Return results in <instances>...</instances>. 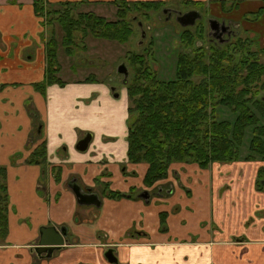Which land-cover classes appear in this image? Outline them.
<instances>
[{
    "label": "crops",
    "instance_id": "crops-1",
    "mask_svg": "<svg viewBox=\"0 0 264 264\" xmlns=\"http://www.w3.org/2000/svg\"><path fill=\"white\" fill-rule=\"evenodd\" d=\"M60 1L85 0H47ZM87 1L84 7L114 0ZM33 3L0 0V166L7 169L11 205L8 235L0 241V264H115L105 257L108 248L114 249L118 264H264V229L254 221L246 224L255 209H264V193L254 188L256 177L253 191L241 197L243 211L238 217L223 207L224 197L212 195L206 169L195 164L173 163L168 177L155 184L169 183L173 194L168 197L152 195L146 201L100 195L97 178L122 192L132 187L151 192L155 187L144 185L147 164L128 161V126L126 133L109 130L118 107L123 109L121 121L128 118L127 89L120 87L123 97L116 101L114 91L104 84L109 82L94 73L87 77L97 81L65 75L61 76L65 86L51 84L45 92L38 90L35 84L44 78L47 41ZM17 95L25 103L18 111ZM25 109L39 112L37 120L27 118ZM88 133L89 147L79 151L75 146ZM42 141L47 143V164L27 163ZM53 169H60V180ZM177 175L189 194L179 189ZM70 183L92 187L101 206L78 204ZM161 212L168 214L165 232L160 230ZM48 225H66L71 243L43 257L34 249L40 228ZM131 230L135 232L130 234Z\"/></svg>",
    "mask_w": 264,
    "mask_h": 264
},
{
    "label": "trees",
    "instance_id": "trees-1",
    "mask_svg": "<svg viewBox=\"0 0 264 264\" xmlns=\"http://www.w3.org/2000/svg\"><path fill=\"white\" fill-rule=\"evenodd\" d=\"M83 3L89 1L51 4L47 0H34L35 13L42 18L45 29L43 36L47 26L52 27L45 43L44 78L35 84L42 92L51 84L66 83L59 75V50L73 55L89 35L124 44L134 34L133 21L137 15L143 13L149 18V13L161 10L170 2L110 1L116 5L114 19L93 10L79 11L77 8ZM186 3L199 6L204 2L186 0ZM263 12L264 6H261L244 18L254 22ZM202 25L197 32L188 29L191 26L184 27L174 78H161L152 69L149 49L142 54L130 53L128 57L133 77L126 82L127 157L130 163L147 164L143 182L148 188L166 179L173 163H196L202 169L215 162L264 163V47L256 48L253 37H241L237 33L233 39H210ZM57 27L63 33L61 39L56 36ZM200 38L205 39V44ZM84 81H97V78L89 76ZM27 163L47 164L45 141L37 145ZM53 170L55 179L60 180V169ZM96 184L102 188L101 195L111 199H135L142 191L136 187L128 192L114 190L100 178ZM255 188L264 192V164L257 170ZM8 211L7 169L0 166V241L8 235ZM167 216V212L160 213L163 232L167 230ZM134 232L131 230L130 234Z\"/></svg>",
    "mask_w": 264,
    "mask_h": 264
},
{
    "label": "rangeland",
    "instance_id": "rangeland-1",
    "mask_svg": "<svg viewBox=\"0 0 264 264\" xmlns=\"http://www.w3.org/2000/svg\"><path fill=\"white\" fill-rule=\"evenodd\" d=\"M182 1H184V3L180 0L177 2L167 3L165 7L181 11V13H186L188 12L187 10H198L202 14V17L196 21L195 26L188 27V29L192 32H197L200 28V23H202L204 25H202V27H204L205 33L207 34L206 37H208V35L211 36L209 33V30L211 29L206 20L208 17H213L219 20H226L234 30V33H237L239 36L253 37L257 42V45L255 46L256 48L259 49L260 47H264V12L254 22H250L244 18V16L252 15V13L257 12L261 6H264V0H214L216 5L212 3L208 4L207 2L200 4L199 6L185 3L186 0ZM234 4H238L239 7L233 8ZM77 9L79 11L93 10L101 15L114 19L116 5L113 3H106L105 5L90 4L85 7L81 6ZM149 14V18H146L143 13L135 17V20L133 21L134 34L131 39L124 44L106 39H98L89 35L84 37L83 42L79 47H77L75 54L68 55L64 50H59L61 63V72L59 75H68L71 77L77 76L76 78L85 79L87 75H93L96 73L99 80H103V82L107 80L109 82L110 85L107 82L104 84H107L111 88V91H114L113 98L120 102L123 97V94L122 96L119 95L121 91L120 87L125 86L127 89V86L126 84L123 85L124 83L122 82V79H124V74L118 73V67L121 64H125L129 69L127 81L128 79H132L133 67L128 59L130 53L142 54L147 52L146 49H149V59L152 69L157 71L161 78H174L177 54L183 46V42L181 40L182 33L185 29L184 27L187 26H183L179 21H176L174 14L166 18V13L162 12V9ZM47 30L48 31L44 36L46 41H48L51 36L52 27L48 25ZM55 30L56 36L61 39V34L63 33L58 29V27L55 28ZM229 38L233 39L235 38V35L229 36ZM199 40L205 44V39L200 38ZM82 72L84 74L80 76ZM65 85L66 83L63 86ZM18 86L21 87V84ZM13 90L15 91L16 89ZM14 98V101L16 102V110H19L20 105H22L24 109L25 103L22 101V97L17 95ZM121 111L123 112V109L120 107L114 111L115 120L113 121L111 127H116V129L113 130L110 127V131H125L126 133L128 118L126 117L127 119L125 118L121 121ZM25 113L27 118H34L35 120H37V116H39V112L31 109H25ZM37 127H39V132H41V121L39 125L37 124ZM244 148L246 149V143L243 145V150H245ZM180 164L183 163L181 162ZM185 164L198 165L196 163ZM262 164L264 163L261 161H238L232 163L215 162L210 164L206 169V174L208 177V186L212 195L215 198L224 197L225 201L223 202V207L229 208L238 217L239 213H242L243 211V209H241L243 203V199L241 197L244 194L243 197L247 198L249 196L248 193L253 191L251 182H253V179L257 175V170ZM178 180H180L179 175H177L176 179V183H179V189H183L185 194H189L188 189H184L183 185L181 186L182 181L180 183ZM151 192L156 198H161L168 197L170 194H173V189L169 183H166L161 184L160 187L158 186L156 190L152 189ZM237 199L240 200L239 206L238 202H235ZM231 204L234 206H231ZM257 206L259 207V204H257ZM9 208H11V205ZM215 208L216 206L214 204V218L216 216ZM230 210L226 212V214H229L227 216L229 218L232 217L230 215ZM252 216L253 217L246 219V224L248 225L254 221V223L259 224V226L262 225L264 229V209H255L252 212ZM237 224L238 223H235V226H237ZM3 240L5 241L6 239Z\"/></svg>",
    "mask_w": 264,
    "mask_h": 264
},
{
    "label": "water",
    "instance_id": "water-1",
    "mask_svg": "<svg viewBox=\"0 0 264 264\" xmlns=\"http://www.w3.org/2000/svg\"><path fill=\"white\" fill-rule=\"evenodd\" d=\"M200 17V13L197 10H191L189 12L184 13L179 18V22L183 26H192L196 23L197 19ZM215 21L212 22L211 28L215 29L217 28ZM118 73L124 74L125 76V83L127 82V76H128V68L125 64H121L118 67ZM92 135L88 133L84 138L78 141L76 148L79 151H86L89 147V144L91 142ZM72 190L74 191L77 202L80 205L85 206H101V198L98 193L93 191L92 187H87L86 189H83L80 185L77 183L69 184ZM141 197L144 199H149V193L147 190H144L141 194ZM68 236V228L66 226H62L60 228L56 227L55 225H48V226H42L40 228V237L39 242L37 244V251L39 253L41 252H47V255L50 256L51 252L59 246H62L65 244V239ZM105 257L110 263L118 264L119 260L117 255L114 252L113 248L107 249L105 252Z\"/></svg>",
    "mask_w": 264,
    "mask_h": 264
},
{
    "label": "flooded vegetation",
    "instance_id": "flooded-vegetation-1",
    "mask_svg": "<svg viewBox=\"0 0 264 264\" xmlns=\"http://www.w3.org/2000/svg\"><path fill=\"white\" fill-rule=\"evenodd\" d=\"M181 2H183L184 3V1H181ZM186 3V2H185ZM194 10V9H193ZM188 12L189 11H191V10H187ZM198 11V10H197ZM162 12H164V13H166V18H168V16L170 17L172 14H174V16H175V19H176V21H179V18H180V16H182L183 14H184V12L183 13H181V11H177V10H175V9H168V8H166V7H163L162 8ZM200 13V12H199ZM176 14V15H175ZM202 17V14L200 13V17L197 19V20H199L200 18ZM207 23H208V25H209V27H210V29L211 30H209V33L211 34V36H209L208 35V37L210 38V39H228L229 38V36H233V35H235V33H234V30L231 28V26L229 25V23L226 21V20H219V19H217V18H210V17H208L207 18ZM213 21H215L216 23H218V25H216V27L217 28H215V29H213V28H211L212 26H211V24H212V22ZM129 70V69H128ZM124 77V79H122L123 81V83L125 82V76H123ZM148 191V190H147ZM143 192V191H142ZM141 192V193H142ZM141 193H139L138 194V198L137 199H139V198H142V199H144L143 197H141L140 196V194ZM148 193H149V199L151 198V196L153 195V193L152 192H149L148 191ZM101 195V194H100ZM99 195V196H100ZM102 196V195H101ZM105 197V196H104ZM148 199V200H149ZM146 201H148L147 199H145ZM62 226H66V225H62ZM62 226H60V227H62ZM60 227H58V228H60ZM67 227V226H66ZM68 233H69V231H68ZM68 236H69V234H68ZM68 236L66 237V241H65V243L66 242H68L69 241V239H68ZM38 242H39V238H38V240H37V243H36V247H37V244H38ZM68 243H71L70 241L68 242ZM35 247V251H37V248ZM60 247V246H59ZM57 248V247H56ZM55 248V249H56ZM54 249V250H55ZM54 250L51 252V254H50V256L52 255V253L54 252ZM115 252V251H114ZM37 253H39L38 251H37ZM116 254V253H115ZM40 255H42L43 257H45V255H47V252H41L40 253ZM48 256V255H47Z\"/></svg>",
    "mask_w": 264,
    "mask_h": 264
}]
</instances>
